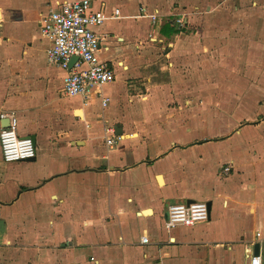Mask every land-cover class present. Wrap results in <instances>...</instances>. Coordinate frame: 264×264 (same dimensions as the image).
I'll return each mask as SVG.
<instances>
[{"label": "crops", "instance_id": "0c3cea01", "mask_svg": "<svg viewBox=\"0 0 264 264\" xmlns=\"http://www.w3.org/2000/svg\"><path fill=\"white\" fill-rule=\"evenodd\" d=\"M64 1L0 0V113L35 148L0 150V264H264V0H210L197 41L177 8L95 0L114 79L72 98L40 30ZM187 201L208 219L167 230Z\"/></svg>", "mask_w": 264, "mask_h": 264}, {"label": "built area", "instance_id": "2783aa9c", "mask_svg": "<svg viewBox=\"0 0 264 264\" xmlns=\"http://www.w3.org/2000/svg\"><path fill=\"white\" fill-rule=\"evenodd\" d=\"M94 2L95 0L64 1L40 22L41 36L49 44L45 50L47 62L66 71L61 89L67 98L100 95V88L114 79L113 70L98 59L101 37L94 28L102 25L107 16L101 9H93ZM117 14L115 10L113 16ZM73 56L77 59L69 68L68 64ZM102 103L104 105L105 101ZM0 119L8 121L7 126L0 129L2 160L16 162L33 158V141L29 137L18 135L14 113L1 112ZM114 142V138L106 140L107 145ZM229 171V166L222 169L225 174ZM207 219L206 203L193 201L170 205L164 225L167 230H171L177 225L190 226ZM146 242L147 238L142 236L140 243ZM249 263L263 264L259 255H251Z\"/></svg>", "mask_w": 264, "mask_h": 264}, {"label": "rangeland", "instance_id": "374dc122", "mask_svg": "<svg viewBox=\"0 0 264 264\" xmlns=\"http://www.w3.org/2000/svg\"><path fill=\"white\" fill-rule=\"evenodd\" d=\"M147 3L150 4H156L159 3L162 7H165L166 10L171 8H177L175 11L176 13H186L188 15V18L191 21V24H188L182 31V35H191L193 36L196 41L198 40V30L201 29V27L198 25V16L205 15V7L211 3L210 0H145ZM187 6L186 10H182V6ZM196 7V8H194ZM199 7H201V10H199ZM175 10V9H174ZM201 12V14L199 13ZM176 18V16H174ZM196 36V37H195ZM166 43L164 42L160 46L164 47V49L167 50L165 47ZM158 51L161 50L160 48L157 49ZM44 62L46 63L45 59ZM165 62V60H164ZM163 63V61H162ZM47 64V63H46ZM50 66V65H49ZM55 67V66H52ZM228 121L224 122L227 123ZM229 124V123H228Z\"/></svg>", "mask_w": 264, "mask_h": 264}, {"label": "water", "instance_id": "95a60500", "mask_svg": "<svg viewBox=\"0 0 264 264\" xmlns=\"http://www.w3.org/2000/svg\"><path fill=\"white\" fill-rule=\"evenodd\" d=\"M77 59L76 56H73L71 57L70 61H69V64H68V67L70 68L72 66V64L75 62V60ZM8 124V121L7 119H4L2 122H1V128H5ZM32 141H33V137H29ZM190 202H193V201H187L186 203H190ZM207 205V212H209V203H206Z\"/></svg>", "mask_w": 264, "mask_h": 264}, {"label": "trees", "instance_id": "16d2710c", "mask_svg": "<svg viewBox=\"0 0 264 264\" xmlns=\"http://www.w3.org/2000/svg\"><path fill=\"white\" fill-rule=\"evenodd\" d=\"M173 28H174V27H173ZM173 31H174V32H178V29H175V28H174V29L172 30V32H173Z\"/></svg>", "mask_w": 264, "mask_h": 264}]
</instances>
